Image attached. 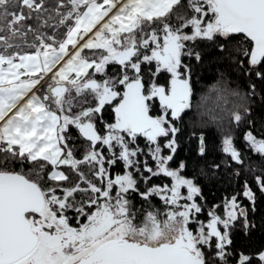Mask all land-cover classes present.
I'll return each mask as SVG.
<instances>
[{
  "label": "snow or ice",
  "instance_id": "obj_1",
  "mask_svg": "<svg viewBox=\"0 0 264 264\" xmlns=\"http://www.w3.org/2000/svg\"><path fill=\"white\" fill-rule=\"evenodd\" d=\"M0 264H264V0H0Z\"/></svg>",
  "mask_w": 264,
  "mask_h": 264
},
{
  "label": "trees",
  "instance_id": "obj_2",
  "mask_svg": "<svg viewBox=\"0 0 264 264\" xmlns=\"http://www.w3.org/2000/svg\"><path fill=\"white\" fill-rule=\"evenodd\" d=\"M202 75L205 77L204 83L211 84L213 82L211 69L206 70L205 72L202 73ZM210 198H211V194H210Z\"/></svg>",
  "mask_w": 264,
  "mask_h": 264
}]
</instances>
